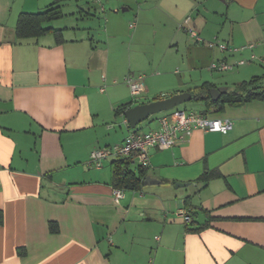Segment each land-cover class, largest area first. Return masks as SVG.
Returning <instances> with one entry per match:
<instances>
[{"label": "crops", "instance_id": "0c3cea01", "mask_svg": "<svg viewBox=\"0 0 264 264\" xmlns=\"http://www.w3.org/2000/svg\"><path fill=\"white\" fill-rule=\"evenodd\" d=\"M52 5L63 11L44 23L52 30L19 36L22 13ZM187 18L239 50L216 55ZM257 55L264 62V0H0V264H264V101L207 111L192 94L198 113L233 128L152 148L142 187L118 202L112 161L89 164L93 149L146 120L145 132L157 129L167 112L133 127L127 109L221 87L176 80L174 66L227 61L242 79L233 87L264 73ZM139 74L146 91L134 100L125 79Z\"/></svg>", "mask_w": 264, "mask_h": 264}, {"label": "built area", "instance_id": "2783aa9c", "mask_svg": "<svg viewBox=\"0 0 264 264\" xmlns=\"http://www.w3.org/2000/svg\"><path fill=\"white\" fill-rule=\"evenodd\" d=\"M188 22L189 18L185 20L187 31L198 42H203L204 39ZM207 44L210 47H217L221 51L239 50V48L231 47L227 42L220 40L209 41ZM254 45V43H251L242 48H253ZM252 57H255V55ZM244 62V60H240L238 64H243ZM233 66L234 64L220 60L213 61L209 68L211 70L224 71L233 68ZM125 80L130 87L133 99L141 98L146 91L144 75H128ZM233 125V120L229 117L216 118L206 113L174 108L161 115L157 129L143 133L131 131L120 143L93 149L90 153L89 164L95 168H102L106 161L122 158L134 162L143 168H148L151 165L150 150L152 148L167 149L180 145L186 142L188 137L197 129L228 133L233 128ZM113 195L118 202L124 196V190L114 186ZM180 213L185 215L187 222H190L191 216L185 210L181 209Z\"/></svg>", "mask_w": 264, "mask_h": 264}, {"label": "trees", "instance_id": "16d2710c", "mask_svg": "<svg viewBox=\"0 0 264 264\" xmlns=\"http://www.w3.org/2000/svg\"><path fill=\"white\" fill-rule=\"evenodd\" d=\"M62 15L63 11L59 5H52L38 13H22L18 20L17 32L21 37L41 35L52 30L50 27H45V22L58 19ZM212 87L213 84L204 82L192 90L195 99L205 102L207 111L211 108L222 111L227 105L238 106L253 100L264 101V73L229 87L217 100H214L210 95ZM129 164L127 159L112 160V184L123 190L140 189L147 168L138 165V171H133L129 169ZM211 175L212 173H208L205 179L210 178ZM52 228L54 229V225Z\"/></svg>", "mask_w": 264, "mask_h": 264}, {"label": "rangeland", "instance_id": "374dc122", "mask_svg": "<svg viewBox=\"0 0 264 264\" xmlns=\"http://www.w3.org/2000/svg\"><path fill=\"white\" fill-rule=\"evenodd\" d=\"M201 36V35H200ZM203 38V36H201ZM204 41L201 42L202 45L207 46V43L209 41H215L216 39H212V40H206L205 38H203ZM221 41V40H220ZM225 42V41H223ZM233 47H237V46H233ZM215 51V54L218 55L220 52V50L218 48H213ZM180 54H183V50L180 51ZM258 58L255 60L256 65H258L259 67L264 66V62L263 60L260 58L259 55H257ZM216 58H214L213 61H215ZM178 69V74H174L173 78L178 80L180 78L183 79V81L190 83L191 85H196V84H200L202 81L205 80H215L219 86H232L233 83L235 81H239V80H233V77H236V74L238 73V68L236 69H232L230 71H218V70H211L208 66H203L202 68H199L197 71L192 72L190 70H188V66L186 64H184L183 62L179 63L177 66H174V70ZM161 71H164L162 68H160ZM263 71V68H260L259 73H261ZM248 79V78H247ZM159 93V97H162L163 94H161V92ZM167 96L170 95L168 93H171L169 90L167 92ZM153 97V95L151 96ZM177 108H181V109H185L187 111H195V112H199L201 110L204 109V104L201 101L198 100H189L181 105H179ZM162 112L154 114L153 117H157L159 115H161ZM138 128L140 132H145L146 130H149V123L148 121H144L142 123H140L138 125ZM105 169L109 170V161L106 162L105 164Z\"/></svg>", "mask_w": 264, "mask_h": 264}, {"label": "water", "instance_id": "95a60500", "mask_svg": "<svg viewBox=\"0 0 264 264\" xmlns=\"http://www.w3.org/2000/svg\"><path fill=\"white\" fill-rule=\"evenodd\" d=\"M227 91V87H214L210 89L211 97L217 100L222 92ZM192 99L189 91L174 94L168 98L158 99L151 102L137 104L126 110L125 115L131 126L135 127L140 122L148 119L151 115L172 110L179 105ZM149 181V177L147 178Z\"/></svg>", "mask_w": 264, "mask_h": 264}]
</instances>
